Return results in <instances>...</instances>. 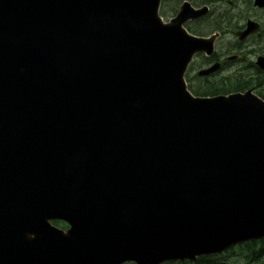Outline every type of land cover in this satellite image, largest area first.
I'll use <instances>...</instances> for the list:
<instances>
[{
  "label": "water",
  "instance_id": "water-1",
  "mask_svg": "<svg viewBox=\"0 0 264 264\" xmlns=\"http://www.w3.org/2000/svg\"><path fill=\"white\" fill-rule=\"evenodd\" d=\"M160 1L0 0V264H162L264 238V101L193 98L185 69L215 36L182 25L208 9L163 24Z\"/></svg>",
  "mask_w": 264,
  "mask_h": 264
},
{
  "label": "flooded vegetation",
  "instance_id": "flooded-vegetation-1",
  "mask_svg": "<svg viewBox=\"0 0 264 264\" xmlns=\"http://www.w3.org/2000/svg\"><path fill=\"white\" fill-rule=\"evenodd\" d=\"M247 3H244L245 9L241 10L238 14H233L232 12L224 11L216 15V27L215 29L220 33L221 39H226L231 37V40L227 41L224 45L222 52L216 56L215 61H222L223 67H232V64L229 63L225 57L226 54L235 53L247 54L250 53H259L258 49L260 48L264 54V8H256L253 6L252 0H247ZM225 3L228 7L232 8L236 3L231 2L230 0H222L216 2V4ZM166 6L162 8L163 12L166 14V19H171L175 13H172L171 3L166 2ZM237 8V5L234 7ZM239 17H242L239 20ZM253 21L259 25V32L253 35H250L243 42H238L235 34L237 32L243 31L247 21ZM203 20L193 21L195 24L201 23ZM257 39L260 40V43L257 42ZM256 44L259 48H256ZM264 56V55H262ZM251 57V56H248ZM203 58V57H202ZM208 61V60H207ZM221 64V63H220ZM222 66V65H221ZM253 67V65H251ZM188 75L194 78V71H188ZM264 79V75H263Z\"/></svg>",
  "mask_w": 264,
  "mask_h": 264
},
{
  "label": "rangeland",
  "instance_id": "rangeland-1",
  "mask_svg": "<svg viewBox=\"0 0 264 264\" xmlns=\"http://www.w3.org/2000/svg\"><path fill=\"white\" fill-rule=\"evenodd\" d=\"M247 0H238L234 7L237 5V8H230L228 7L225 3L221 4H216L214 14L210 16L205 22L198 23L196 25H191L192 29L198 31L201 34L209 35L213 33L214 27H216V15L219 13H222L224 11L232 12L233 14H238L241 10L245 9V4L247 3ZM231 40V37H227L226 39H222L221 41L219 40L217 45H216V53L220 54L222 52V49L224 45L227 43V41ZM259 50H261L259 48ZM257 55H264L261 51ZM256 55V56H257ZM252 56L249 58L250 61H255V57ZM240 61V62H235L231 68H228L226 71L221 72L218 76H213L207 80L203 81H194L192 83V89L198 91L199 93H206L209 91L210 87L213 86H218L220 79L225 76H234L238 74H245L249 73L248 70H244L247 67L248 61ZM264 88H258L257 90L260 91L262 94H264ZM258 248V247H256ZM216 258L215 262L212 264H250L248 263L249 261V256L246 251H240L239 249H235L233 252L229 253H222L220 255H215L212 256ZM211 258V257H208ZM169 264H186L184 262H174V263H169ZM200 264H209V263H200ZM253 264H264V259L253 263Z\"/></svg>",
  "mask_w": 264,
  "mask_h": 264
},
{
  "label": "trees",
  "instance_id": "trees-1",
  "mask_svg": "<svg viewBox=\"0 0 264 264\" xmlns=\"http://www.w3.org/2000/svg\"><path fill=\"white\" fill-rule=\"evenodd\" d=\"M179 1V0H176ZM193 5H213L214 3L218 2V1H222V0H189ZM238 0H233L232 2L236 3ZM254 79V78H253ZM253 79H249L246 77H243L241 75L236 76V78L234 79H225L224 81H222L218 86H211L209 91H207L206 93H202L203 95H216V94H226L229 92H243L244 90L253 88L254 86H259L260 84V80L259 78H257L256 80ZM196 95L201 94L199 92H195ZM263 99H264V94L260 95ZM57 224V223H55ZM64 227V226H62ZM257 244H261L259 249H253L254 245ZM243 248H249L251 252V255L253 258L257 259V258H264V240L260 241V242H253L250 244H244V245H240L238 247V249L240 251H243ZM203 260L202 262L205 263H209L212 264L215 262L216 258H204L201 259ZM200 260V261H201Z\"/></svg>",
  "mask_w": 264,
  "mask_h": 264
}]
</instances>
